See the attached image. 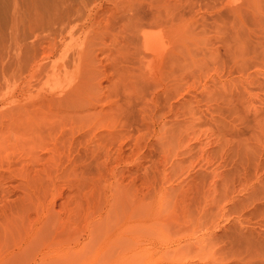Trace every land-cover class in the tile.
<instances>
[{
    "label": "rangeland",
    "instance_id": "obj_1",
    "mask_svg": "<svg viewBox=\"0 0 264 264\" xmlns=\"http://www.w3.org/2000/svg\"><path fill=\"white\" fill-rule=\"evenodd\" d=\"M0 264H264V0H0Z\"/></svg>",
    "mask_w": 264,
    "mask_h": 264
},
{
    "label": "bare ground",
    "instance_id": "obj_2",
    "mask_svg": "<svg viewBox=\"0 0 264 264\" xmlns=\"http://www.w3.org/2000/svg\"><path fill=\"white\" fill-rule=\"evenodd\" d=\"M43 14H44V13H43ZM40 16H41L40 18H43V17H42L43 15H40ZM55 18H56V17H55ZM55 18H53V19H55ZM44 20H45V19H44ZM44 20L42 19V22L40 23V24H42V26H43V23L45 22ZM55 20H56V19H55ZM55 20H54V21H55ZM39 21H40V20H39ZM52 21H53V20H52ZM52 21H51V20L48 21V22L51 24V28H52V24H53V26H54V24L56 25V23H57L56 21H55L56 23H54V22H52ZM49 23H47V24H49ZM44 24H45V23H44ZM58 24H59V22H58ZM62 24H63V23H62ZM62 24H61V25H62ZM64 24H66V23H64ZM67 25H68V24H67ZM47 26H48V28H49V25H47ZM29 27H31V26H29ZM59 27H60V26H59ZM40 28H41V26H40ZM40 28H39V30H40ZM43 28H44V27H43ZM43 28H42V29H43ZM110 28H111V27H110ZM30 30H31V29H30ZM42 31H43V30H42ZM50 31H51V33H50V35H49V39H50V41H55V43H56V34H57V33H56L55 30H52V29H51ZM143 34H144V33H142V37H143L144 39L141 38V40H143V41L146 40V42H147V40H148V41H149L150 39L152 40V37H151V35H150L148 32H146V33L144 34V36H143ZM125 38H126V37H125ZM146 42H145V41H144V43L141 42V44H142L141 46H143V44H145ZM151 42H152V41H151ZM41 43H44V40L41 39ZM55 43H54V45H55ZM148 43H149V42H148ZM148 46H149V45H148ZM152 48H153V47H152ZM152 48L150 47V49H152ZM155 48H156V47H155ZM155 50H156V49H154V51H155ZM165 50L167 51L168 49H165ZM166 51H164L165 53L163 52V54H164V55H163V59H164V61H165V58L167 59V58H168V55H169L170 53H172L171 51H168L169 53H168V52L166 53ZM173 51H174V50H173ZM152 52H153V49H152ZM154 53H155V52H154ZM173 53H175V51H174ZM144 54H146V53H144ZM167 54H168V55H167ZM150 55H151V54H150ZM144 57H145V56H144ZM146 57H147V56H146ZM142 59H143V60H142L141 62H143L144 60H148V59H145V58H142ZM164 61L162 60V63H161V64H163V66H164ZM143 63H144V64H145V63L150 64L149 60H148V61H144ZM143 63H141V64H143ZM144 64H143V65H144ZM161 64H160V65H161ZM160 65H159V66H160ZM145 66H147V65L145 64ZM150 66H151V65H150ZM163 66L161 65L160 68H162ZM40 67H41V68L44 67V64H41ZM93 67H94V66H93ZM139 68H140V69H139V71H140V70L143 69L144 67L142 68V66H141V67H139ZM148 68H151V67L148 66L147 68H145V70H144V69L142 70V71H144L143 74H144V73H147L148 70H149V71H148L147 74L150 73V70H151V69H148ZM158 68H159V67H158ZM88 69H89V66H88ZM93 69H94V68H93ZM93 69H92V70H93ZM89 70H91V69H89ZM89 70H88V71H89ZM146 70H147V71H146ZM152 70H153V69H152ZM94 71H95V70H93L92 72H91V71L89 72V73H92L91 76L93 75V73H95ZM129 71H131V70H129ZM142 71H141V72H142ZM152 72H153V71H152ZM128 74H129L130 77H132L135 73H134V72H129ZM136 74H137V73H136ZM139 74H140V73H138L137 76H140V77H141L142 73H141L140 75H139ZM83 75H84V74H83ZM149 75H150V74H149ZM149 75H148V76H149ZM87 76L89 77V74H88ZM87 76H86V77H87ZM91 76H90V77H91ZM94 76H95V75H94ZM142 76L145 77V74L142 75ZM88 77H87V78H88ZM134 77H135V76H134ZM146 77H147V76H146ZM88 79H89V78H88ZM142 79H143V78H142ZM91 80H92V79H91ZM91 80L89 79V81H91ZM87 82H88V81H87ZM87 82H86V83H87ZM88 83H89V82H88ZM91 83H92V82H91ZM143 83H144V82H143ZM97 84H98V83H97ZM90 85H91V84H90ZM92 85H93V83H92ZM94 86L96 87V89L98 88L97 85L94 84ZM94 86H93V87H94ZM86 87H88V85H86ZM90 87H91V86H90ZM90 87H89V89H90ZM89 89H86V96L89 94V92H91ZM93 89H94V88H93ZM93 89H92V87H91L92 92H94ZM96 89H95V90H96ZM50 92H51V91H50Z\"/></svg>",
    "mask_w": 264,
    "mask_h": 264
}]
</instances>
